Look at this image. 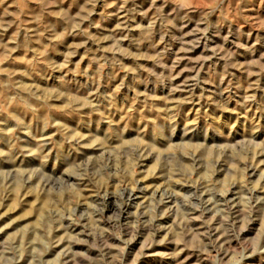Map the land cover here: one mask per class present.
Wrapping results in <instances>:
<instances>
[{"label":"rangeland","instance_id":"obj_1","mask_svg":"<svg viewBox=\"0 0 264 264\" xmlns=\"http://www.w3.org/2000/svg\"><path fill=\"white\" fill-rule=\"evenodd\" d=\"M0 264H264V0H0Z\"/></svg>","mask_w":264,"mask_h":264}]
</instances>
